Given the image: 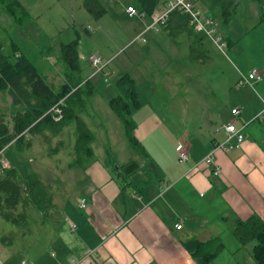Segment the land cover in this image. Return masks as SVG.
I'll list each match as a JSON object with an SVG mask.
<instances>
[{
	"label": "crops",
	"instance_id": "crops-1",
	"mask_svg": "<svg viewBox=\"0 0 264 264\" xmlns=\"http://www.w3.org/2000/svg\"><path fill=\"white\" fill-rule=\"evenodd\" d=\"M194 1L196 4L202 1L206 7L201 8L216 19L218 30L225 26L230 32L228 27L234 19L223 21L220 9L212 7L209 0ZM236 1L238 8L239 0ZM248 4L249 13L259 8L261 14L260 0H249ZM145 25L136 29L135 39L143 33ZM204 38L208 37L200 33L188 35L187 43L190 46L195 39L203 41ZM254 68L264 72V65ZM103 72L110 70L106 67ZM169 76H177V70L169 71ZM237 85L240 90L232 106L230 95L222 103L214 102L212 97L194 128L181 127L178 135L174 129L177 91L162 96V88L155 83L148 84L144 91L139 90L141 107L134 112L135 134L143 145L144 157L120 161L113 145L106 143L97 153L92 144L94 156L86 166L64 168L63 173L74 175L70 185L75 187L78 183L82 191L71 192L66 206L62 203L58 207L54 200L53 209L58 208L61 213L53 217L51 211L48 217L54 235L52 244H56L59 252L55 264H198L184 246L187 240L196 237L206 241L220 235L224 241L232 235L237 218L247 219L258 214L264 219V120L255 118L264 107V80ZM233 107L241 108L239 116L232 114ZM84 117L89 126L92 125V116L87 113ZM231 120L243 127V144L219 149V143L227 137L223 124ZM66 131L74 140L73 126L66 127ZM106 131L104 135L109 140L119 141L118 136L110 134L113 128ZM180 138L189 145L190 159L185 163L178 160L176 151ZM119 147L126 149L122 144ZM212 150L221 169L218 176L213 174L211 166L201 163ZM114 166L118 171H114ZM82 199L87 200L85 207L81 206ZM177 223H181L182 228L178 229ZM245 246L239 245L237 252ZM250 254L252 256L251 247ZM240 259L241 254L236 260L242 264Z\"/></svg>",
	"mask_w": 264,
	"mask_h": 264
},
{
	"label": "rangeland",
	"instance_id": "rangeland-1",
	"mask_svg": "<svg viewBox=\"0 0 264 264\" xmlns=\"http://www.w3.org/2000/svg\"><path fill=\"white\" fill-rule=\"evenodd\" d=\"M19 1L27 11L22 21L7 14L0 4V40L4 44V51L12 52V43L16 44L50 82L59 85L67 70L59 59L61 45L77 40L80 75L85 80L91 79L95 88V97L90 99L86 111L93 118L90 127L97 135L92 144L97 153L106 143L113 145L120 161L128 157L137 160L144 157L141 148L128 145L127 138L123 136V123L109 104V100L119 93L116 80L120 74L129 73L136 80L138 90L144 91L148 84L155 83L162 88V96L177 91V124L174 129L178 135L181 127L194 128L203 107L209 105L212 97L214 102L222 103L230 95V103H235L241 76L248 74L255 65H264V12L261 15L258 8L257 12L249 13V0H239L234 20L228 27L230 32L225 26L219 28L223 37L228 39L226 48H220L211 38H204L203 41L196 39L197 48L193 54L186 33L175 32L171 35L160 28L149 30L144 35L147 42L135 39L133 35L136 29L143 28L146 23L145 29L153 21V15L146 12L143 16L128 15L129 5L141 10L136 0H100L107 11L98 17L86 9L84 0ZM197 4L206 7L202 1ZM165 6L166 2L156 11ZM204 43L206 47L203 48ZM175 48L179 51H175ZM201 51L208 55L205 61L196 62L197 58H191L192 55L201 54ZM93 53L102 58L103 64L108 62V74L103 71L96 73L97 68L89 59ZM176 70L177 76H169V71ZM246 87L250 88L248 85ZM15 108L9 94L1 92L0 110L10 112ZM188 121L189 125L184 124ZM108 128L114 129L110 134L118 136V142L104 135ZM29 138L31 144L25 150L17 144H10L0 155V160L7 159L11 166L18 169L22 178L39 172L57 193L56 205L59 207L63 203L62 206H66L67 200H71V192L77 189L82 191L78 183L75 184L76 188L70 185L71 179L74 180L72 172L63 173L66 166L72 168L74 161L71 133L66 131L58 137L51 133L33 134ZM121 144L125 150L119 147ZM65 196L67 198L64 200ZM51 211L53 217L59 213L58 208ZM31 218L37 222L32 221V231L27 232L28 227L14 225L0 216V256L5 264H20L25 258L31 264L57 262L59 252L56 244H52L54 235L48 219L43 223L39 211L34 209L31 210ZM225 240L226 248L217 255L219 258L214 264H239L236 256L240 254L242 264H256L250 254L251 244L238 253L240 244L233 233Z\"/></svg>",
	"mask_w": 264,
	"mask_h": 264
},
{
	"label": "trees",
	"instance_id": "trees-1",
	"mask_svg": "<svg viewBox=\"0 0 264 264\" xmlns=\"http://www.w3.org/2000/svg\"><path fill=\"white\" fill-rule=\"evenodd\" d=\"M141 12L152 15L166 0H136ZM214 8L220 9V16L227 22L236 15V0H209ZM5 12L11 17L22 21L27 15L26 9L19 0H0ZM86 9L94 16L106 13L100 0H84ZM261 15L264 12V0H260ZM173 35L175 32H186L189 36L197 32L189 24L187 14L174 10L167 26L164 27ZM205 36V35H203ZM196 39L190 45L193 54L196 50ZM13 51L5 52L0 40V93L6 92L12 99L15 109L6 112L0 110V152L17 144L22 150L31 144L33 134L51 133L58 137L66 127L73 126L72 165L86 166L94 156L92 143L96 138L95 131L89 126L84 115L90 99L95 94L92 80H85L80 75L78 64V41L74 40L61 45L59 59L67 70L64 81L56 85L41 73L39 68L12 43ZM192 55L196 61L208 58L204 51ZM120 93L109 100L111 108L123 123L125 136L134 148L143 145L135 134L137 127L134 112L141 107L140 92L135 79L129 73L120 74L116 80ZM62 143V141H59ZM55 150H57L55 148ZM120 169L122 166H120ZM118 171L117 167H113ZM118 173V172H117ZM55 193L52 184L45 181L35 171L22 178L14 166L4 168L0 172V216L14 225L28 227L32 230L31 210L39 211L43 223L48 219L54 207ZM26 232V231H25ZM232 233L242 246L251 244V253L256 264H264V219L253 214L247 219L237 218ZM5 239V238H4ZM185 248L198 264H212L226 247L220 235L212 236L206 241L196 237L184 243Z\"/></svg>",
	"mask_w": 264,
	"mask_h": 264
},
{
	"label": "built area",
	"instance_id": "built-area-1",
	"mask_svg": "<svg viewBox=\"0 0 264 264\" xmlns=\"http://www.w3.org/2000/svg\"><path fill=\"white\" fill-rule=\"evenodd\" d=\"M174 10L187 14L189 17V24L194 28V30L197 33L203 34L206 37L211 38L220 48L227 47V41L219 32L216 19L212 15L205 13L204 10L201 7H199L194 0L167 1L164 9H161L159 11H154V13L152 14L153 15L152 23L148 25L144 29L143 33L138 35L136 39L145 42L146 39L144 38V34L147 31L159 30L160 28H164L165 26H167L170 20L171 13ZM127 12L130 17L143 16L144 13L138 10V8H136L134 5H129L127 7ZM89 59L91 60L93 66L97 68V72L95 71L96 73L106 70L107 63L103 64L102 58L97 54L95 53L91 54ZM106 74H108V72H106ZM263 80H264V72L259 70L258 68H254L248 74L243 75L241 77L239 84H245V83L254 84V83H259ZM231 112L235 117H237L241 114L242 110L240 107H233L231 109ZM255 118L262 121L264 120V107L258 112ZM223 128L227 133V137L223 142L219 143L218 145L219 149L226 150L228 148H237L242 146L243 141L245 139L243 127L237 126L235 122L231 120L225 122L223 124ZM176 151L178 154V160L180 162L185 163L190 159L189 145L186 140L182 138L177 140ZM2 153L3 152H0L1 156ZM0 161H1L0 172L4 170V168L10 167V163L8 162L7 159L2 158ZM201 163L207 166H211L212 167L211 169L215 176L220 175L221 169L217 165L214 150H212L209 154H207L203 158ZM86 204H87V200L82 199L81 206L85 207ZM176 227L180 229L182 228V224L177 223ZM0 264H5L1 256H0ZM20 264H31V262L25 258L20 262Z\"/></svg>",
	"mask_w": 264,
	"mask_h": 264
}]
</instances>
